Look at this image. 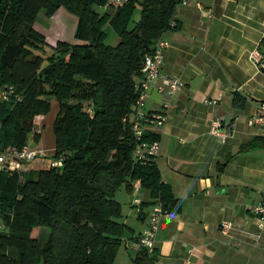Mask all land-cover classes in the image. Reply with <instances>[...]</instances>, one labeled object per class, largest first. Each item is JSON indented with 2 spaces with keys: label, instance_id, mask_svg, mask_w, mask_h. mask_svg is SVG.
<instances>
[{
  "label": "trees",
  "instance_id": "trees-1",
  "mask_svg": "<svg viewBox=\"0 0 264 264\" xmlns=\"http://www.w3.org/2000/svg\"><path fill=\"white\" fill-rule=\"evenodd\" d=\"M107 1L0 0V91H12L0 100V148L29 146L31 134L37 144L35 119L56 100L51 159L61 162L22 180L0 172V264H114L125 234L115 194L135 181L154 204L179 209L156 164L134 160L131 122L142 61L175 28L181 0H143L137 21L133 0L113 16L100 11ZM60 9L76 18L82 44L52 46L35 30L40 12L50 19ZM107 24L116 46L105 44ZM257 50L264 58V40ZM39 229L48 234L34 237ZM133 262L155 264L154 252L139 250Z\"/></svg>",
  "mask_w": 264,
  "mask_h": 264
},
{
  "label": "crops",
  "instance_id": "crops-1",
  "mask_svg": "<svg viewBox=\"0 0 264 264\" xmlns=\"http://www.w3.org/2000/svg\"><path fill=\"white\" fill-rule=\"evenodd\" d=\"M133 1L140 12L143 0ZM51 18L62 21L54 40L47 42L45 33L35 29L48 44L66 37L65 43L82 44L74 38L75 17L60 9ZM173 23L175 28L158 39L169 44L160 75L179 77L184 88L172 97L160 95L157 79L141 109L166 119L162 127L148 128L147 136L159 142L155 164L179 202V209L160 221L155 264H264V230L251 214L254 205L264 203V127L247 125L264 102V72L249 56L264 40V0H188L177 8ZM57 114L53 100L48 114L35 119L39 139L33 149L45 151L46 157L55 151ZM214 120L229 128L225 142L210 135ZM252 141L254 148H241ZM27 166L26 172H36ZM136 198L140 213L132 206L131 190L122 187L115 194L125 234L114 264H134L139 252L136 245L154 201L141 187ZM225 222L234 225L230 237L220 231Z\"/></svg>",
  "mask_w": 264,
  "mask_h": 264
},
{
  "label": "built area",
  "instance_id": "built-area-1",
  "mask_svg": "<svg viewBox=\"0 0 264 264\" xmlns=\"http://www.w3.org/2000/svg\"><path fill=\"white\" fill-rule=\"evenodd\" d=\"M132 0H108L102 7L104 11L115 12L118 9L123 8ZM188 0H181L177 8L187 4ZM176 8V10H177ZM201 8V7H199ZM176 12V11H175ZM208 18L211 17L210 12H206ZM175 15V14H174ZM171 26H174L173 20ZM169 48V44L166 41L158 40L151 53L145 55L141 66V80L136 87L138 96L134 103L131 132L135 141L134 148V160L141 165L155 164L157 157L159 156L160 145L157 140H145L147 136V129L152 127H162L165 123V117L160 113L143 112L141 109L148 97L149 89L152 87L153 82L160 79V84L156 87V91L160 95L172 97L176 93L180 92L184 88V83L181 79L175 75H160L161 68L164 62V53ZM250 59L255 66L262 72H264V58L255 50L250 53ZM12 91H0V100L6 101L8 95ZM215 102L205 101V105L214 104ZM247 125L250 127H264V102L260 103L255 111L247 119ZM210 135L225 142L231 132L229 128L221 120H214L210 124ZM46 157V152L43 150L33 149L32 147L25 145L20 149L16 148H0V172L7 174H17L19 179L22 180L23 174L26 173V165L34 161L36 158ZM51 167H61L60 161L51 162ZM20 167L22 168L21 170ZM140 190V182L135 181L132 184V193L134 199L132 206L137 213H140L141 201L136 198L138 191ZM168 212L164 210L161 203L153 205L152 211L148 216V222L144 232L138 239L137 249L145 250L148 254H152L155 249V238L159 230L161 219ZM252 216L258 222L259 230H264V203H258L251 209ZM2 224L0 221V230ZM234 230V225L230 222H225L220 225V231L224 236L230 237V234Z\"/></svg>",
  "mask_w": 264,
  "mask_h": 264
},
{
  "label": "rangeland",
  "instance_id": "rangeland-1",
  "mask_svg": "<svg viewBox=\"0 0 264 264\" xmlns=\"http://www.w3.org/2000/svg\"><path fill=\"white\" fill-rule=\"evenodd\" d=\"M102 12V10H100ZM139 19V12L136 11L133 15V19L134 21H137ZM57 18L53 19H47L43 16V12H40L37 18V21L34 24V27L36 30H40L43 33H45L47 42L48 41H52L54 40L56 37H58V31L60 30V25L62 23V21L57 20ZM104 32L106 34V39H105V44L109 45V46H116L119 42V38L117 36V34L115 33V31L113 30V28L110 25H106L104 28ZM64 42H68L67 37L65 39H63ZM75 41V40H74ZM56 44V43H55ZM52 44V45H55ZM51 45V44H50ZM51 52L49 50L46 51V55H50ZM29 145L32 148H35V143L33 142V134H31L29 136V140H28ZM52 159L51 157H46V158H36L34 161L30 162L28 164V168H32L36 171H40V170H44V169H48L51 165ZM45 230V231H44ZM39 229L35 232H33V236L34 237H43L44 234H48V230L47 229Z\"/></svg>",
  "mask_w": 264,
  "mask_h": 264
}]
</instances>
